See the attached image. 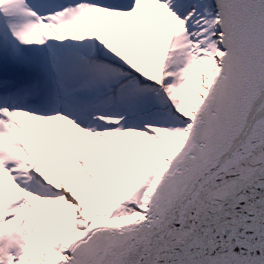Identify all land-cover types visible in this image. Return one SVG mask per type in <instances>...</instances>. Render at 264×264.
I'll return each instance as SVG.
<instances>
[{"label":"snow or ice","instance_id":"6c2138e0","mask_svg":"<svg viewBox=\"0 0 264 264\" xmlns=\"http://www.w3.org/2000/svg\"><path fill=\"white\" fill-rule=\"evenodd\" d=\"M0 264H264V0H0Z\"/></svg>","mask_w":264,"mask_h":264}]
</instances>
